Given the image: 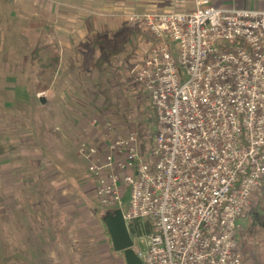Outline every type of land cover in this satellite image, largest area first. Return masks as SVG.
I'll return each mask as SVG.
<instances>
[{"label":"built area","instance_id":"built-area-1","mask_svg":"<svg viewBox=\"0 0 264 264\" xmlns=\"http://www.w3.org/2000/svg\"><path fill=\"white\" fill-rule=\"evenodd\" d=\"M128 20L155 40L134 79L157 128L145 149L133 129L79 142L95 196L119 208L129 191L143 264H246L237 219L264 181V7L195 0Z\"/></svg>","mask_w":264,"mask_h":264},{"label":"rangeland","instance_id":"rangeland-1","mask_svg":"<svg viewBox=\"0 0 264 264\" xmlns=\"http://www.w3.org/2000/svg\"><path fill=\"white\" fill-rule=\"evenodd\" d=\"M58 1L59 5L64 2ZM211 2L264 7L261 0ZM180 3L181 7L171 10L195 6V0ZM163 4L160 9L142 7L133 12L163 11ZM29 18L24 13L16 30L3 28L0 38V145L9 147V164L0 162V212L5 204L19 208L5 214L11 235H16L18 223L25 220L31 236L42 223L68 240H3L4 253L9 264H121V254L113 248L102 220L109 208L95 196L78 144L90 140L104 145L118 133L137 131L139 122L156 131V119L151 117L156 111L146 90L134 79L155 40L144 24L130 25L126 19L119 32L98 34L85 53L70 54L60 47L57 73L47 90L37 91V66L30 63L29 49L39 31L25 26ZM129 200L127 191L118 207L125 209ZM245 220H240L242 226ZM258 236L253 239L258 240V256L253 257L256 264H264V232Z\"/></svg>","mask_w":264,"mask_h":264},{"label":"crops","instance_id":"crops-1","mask_svg":"<svg viewBox=\"0 0 264 264\" xmlns=\"http://www.w3.org/2000/svg\"><path fill=\"white\" fill-rule=\"evenodd\" d=\"M182 1L183 0H125L123 2L121 0H64V2L59 5L60 2L58 0H0V38L3 28L16 30V22L23 19V14L27 13L30 15V18L25 24L27 27L28 22L32 19H44L49 22L54 29L55 37L59 42L61 51L70 54L75 52L85 53L90 49L91 44L94 42V38L98 34L105 35L107 30L119 32L125 24L124 21L127 23L126 19L128 18L124 17L126 15L125 13L133 12V10L141 9L142 7H157L160 9L159 7L163 3H165V5L163 4L165 10H171L173 9L172 7H181L182 4L180 2ZM62 5H64V8L61 7ZM1 21H3L2 24ZM7 23L8 25H6ZM128 23L130 25L132 24L129 20ZM38 31L39 36L40 29H38ZM32 47L29 49V52ZM145 56L146 54L144 57ZM96 61L99 62V59ZM98 62L96 63L97 65ZM8 150V146L6 148L0 145V155H5L0 158L2 165H5V163L9 164ZM17 209L18 210L10 208L6 204L2 205L1 208L0 264H9L4 253L3 240H68L66 237H61L59 232L53 230L51 226L42 223L39 225L40 227L35 230L36 232H34V235L31 236L25 226L27 222L25 220L18 223L17 232L13 233L16 235H11V228L9 222L5 220V214L19 211V208ZM242 217L246 219L244 226L241 225L240 221ZM242 217L237 219V225L239 234L241 233L244 237V244L242 245L243 257L246 264H256L255 260L258 256L256 246L258 240L253 239L256 236L259 237L258 235L262 234L264 230L258 231L253 235L247 234V217L246 215ZM119 253L121 254L119 263L126 264L123 253L121 251H119Z\"/></svg>","mask_w":264,"mask_h":264},{"label":"trees","instance_id":"trees-1","mask_svg":"<svg viewBox=\"0 0 264 264\" xmlns=\"http://www.w3.org/2000/svg\"><path fill=\"white\" fill-rule=\"evenodd\" d=\"M28 27L40 29V34L30 50V63L32 66H37L36 90H47L59 69L61 60L60 45L55 37L54 29L48 21L44 19H32L28 22ZM101 65L102 61L99 60L98 67H101ZM39 100L41 101V99ZM151 117H155L156 122H158L156 114L155 116L152 114ZM147 124L145 122H139L137 127L143 149H145L146 142L153 140L155 134V131L148 128ZM258 193L257 202L252 203L245 213L248 219L246 232L249 235L264 230V181ZM133 225H130L131 232L135 231Z\"/></svg>","mask_w":264,"mask_h":264},{"label":"water","instance_id":"water-1","mask_svg":"<svg viewBox=\"0 0 264 264\" xmlns=\"http://www.w3.org/2000/svg\"><path fill=\"white\" fill-rule=\"evenodd\" d=\"M44 102V98H41ZM103 222L115 250L123 253L126 264H143L142 259L133 248V239L127 227L121 208L108 209Z\"/></svg>","mask_w":264,"mask_h":264}]
</instances>
